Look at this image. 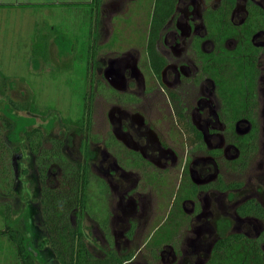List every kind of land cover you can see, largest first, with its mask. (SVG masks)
<instances>
[{"label":"flooded vegetation","instance_id":"obj_1","mask_svg":"<svg viewBox=\"0 0 264 264\" xmlns=\"http://www.w3.org/2000/svg\"><path fill=\"white\" fill-rule=\"evenodd\" d=\"M146 1L132 10L136 41L120 49L125 25L114 35L113 21L138 0L88 10L81 118L65 139L34 127L41 223L51 197V220L79 226L95 258L264 264V0ZM69 130L83 136L76 150ZM86 179L99 213L75 196Z\"/></svg>","mask_w":264,"mask_h":264},{"label":"rangeland","instance_id":"obj_2","mask_svg":"<svg viewBox=\"0 0 264 264\" xmlns=\"http://www.w3.org/2000/svg\"><path fill=\"white\" fill-rule=\"evenodd\" d=\"M136 5H147V1L130 3L126 16L113 21L117 25L114 35L118 34L116 30L122 29L119 24L125 25L120 36L121 44L118 43L116 49L136 41L132 25V10ZM88 10L91 7L78 5L38 9L0 8V155L3 162L0 170L4 166L10 177L7 181L10 186L0 179V231L5 230V225L9 223L23 233L28 239L27 251L36 264H57L49 248L40 250L37 247V243L47 235L38 205L40 186L37 170L40 168V157L25 150L23 142L9 141L10 130H4L3 122L9 120L6 112L12 113L19 120L32 121L27 130L35 127L41 129L45 137L65 139L64 127L81 118L82 97L90 86L89 74L94 72L91 66L93 60H88L93 54L92 49L89 50L88 39L94 38L91 31L93 20L90 22L92 14ZM52 39L66 49H63L64 55H56ZM48 57L50 60L46 59ZM3 77L6 82L2 81ZM8 99L19 104L29 102L35 112L16 111L11 108ZM99 107L103 110V105L97 102L96 109ZM9 121L13 124V120ZM66 137L73 139L69 141V150L78 149L83 140L82 135L76 136L72 130L66 132ZM47 147L42 146V150L49 152ZM46 158L44 164L47 165L51 157ZM51 174L48 187L53 184ZM4 187L10 188L9 195ZM46 201L51 205L52 198L47 197ZM86 202L88 211L99 213L100 202L93 195L86 194ZM51 223L60 232L65 227L58 221ZM88 241L86 243L90 244L91 250L97 252L99 241ZM0 264H19L15 248L6 235L0 236Z\"/></svg>","mask_w":264,"mask_h":264},{"label":"trees","instance_id":"obj_3","mask_svg":"<svg viewBox=\"0 0 264 264\" xmlns=\"http://www.w3.org/2000/svg\"><path fill=\"white\" fill-rule=\"evenodd\" d=\"M101 0H92L91 10H96L99 6ZM2 81L5 82L6 79L2 78ZM10 107L16 111H28L30 113L35 112L34 108L30 103L19 104L13 102L11 99H8ZM6 116L9 117V120H13V124L6 119L4 124V130H10V136L8 137L11 142H20L19 133L23 134L24 146L32 154L38 152L40 146V131L38 129L27 130V125L31 124L32 121L29 119L19 120L17 117H14L12 113H7ZM26 144V145H25ZM19 150V149H16ZM2 158L0 155V165H2ZM4 167V166H3ZM1 167L0 170V179L5 182L6 185L10 186V183H7L10 180V177L6 173V168ZM25 173V171H24ZM87 184V179L78 184V188L75 187V196H81V201L85 203V188ZM2 186V185H1ZM3 188V187H1ZM4 191L7 195L10 193V188L4 187ZM78 191V192H77ZM47 198L43 200L44 204V216H43V226L47 235L42 238L38 243V249L42 250L45 247L49 248L54 253V258L57 264H121V259H119L115 253H109L105 258H95L87 250L83 233L79 226L76 229L65 226L60 232L55 228V225L51 223V205L47 203ZM6 219L9 220V215L6 216ZM7 236L12 245L15 248L16 257L19 264H36L32 255L27 251L28 239L24 237V234L21 233L17 228L11 226L9 223L5 225V230L0 231V236Z\"/></svg>","mask_w":264,"mask_h":264},{"label":"crops","instance_id":"obj_4","mask_svg":"<svg viewBox=\"0 0 264 264\" xmlns=\"http://www.w3.org/2000/svg\"><path fill=\"white\" fill-rule=\"evenodd\" d=\"M92 0H0V8H45L57 6L90 7Z\"/></svg>","mask_w":264,"mask_h":264}]
</instances>
